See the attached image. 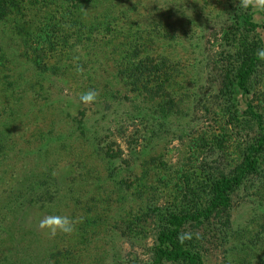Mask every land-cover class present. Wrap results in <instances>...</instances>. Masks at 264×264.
<instances>
[{
	"label": "trees",
	"instance_id": "trees-1",
	"mask_svg": "<svg viewBox=\"0 0 264 264\" xmlns=\"http://www.w3.org/2000/svg\"><path fill=\"white\" fill-rule=\"evenodd\" d=\"M238 5L0 0L1 173L17 158V136L36 129L26 140L29 170L0 196V264H120L109 237L144 241L150 229L144 264H207L206 245L216 243L243 250L237 264H264V225L246 243L230 213L237 194L264 199V61L255 55L264 48V12ZM210 27L217 51L209 55ZM89 90L98 98L82 104ZM194 105L207 128L185 121ZM130 121L142 129L124 140L126 154L119 138ZM167 135L189 139L176 173L153 156L142 161L134 147ZM132 191L148 199L129 207ZM31 210L81 222L50 237L25 224ZM182 233L192 239L181 244Z\"/></svg>",
	"mask_w": 264,
	"mask_h": 264
},
{
	"label": "rangeland",
	"instance_id": "rangeland-1",
	"mask_svg": "<svg viewBox=\"0 0 264 264\" xmlns=\"http://www.w3.org/2000/svg\"><path fill=\"white\" fill-rule=\"evenodd\" d=\"M224 1V0H222ZM215 3V2H214ZM213 9V0H209V10L211 11ZM209 55L212 54L215 51H217L216 46H214L215 40H214V31L212 30V27H210L209 30ZM214 46V47H213ZM210 76H209V90H210ZM257 88V87H256ZM256 88L253 89V91L257 90ZM71 95V92L68 90H65L64 94ZM186 106H188L186 104ZM124 109V108H123ZM185 112L188 113L187 116L184 117L185 121L190 120H198L200 127L207 128L208 125H211V121L208 119V116L203 111L202 107L199 105H194L192 110L185 109ZM120 113H123L121 111ZM198 128V127H197ZM138 129H142V126L140 122L135 121L134 123L132 121L128 122L124 126V130L122 131L125 133L124 138H119L120 143L124 146V150L126 154H129V151H127L126 144L124 140L126 137L131 136L134 134V132ZM34 127H29L30 134H27L23 138L20 136H17L18 140L17 147L15 149V152L11 153L10 157H12L14 154H17V158L15 160L14 157H12V160L14 162H10V164L3 169L4 173H1L0 171V196L3 194L2 190L3 187H7L9 189L10 185L12 186L15 183V178L17 176H20L22 172L29 170V168H26L27 165L30 163L29 157H26L25 151L27 152V148L29 147L26 140L32 135V133H35ZM144 137H146V141L148 140V137L146 136V133L140 132ZM194 134V133H193ZM139 135V134H138ZM183 136V135H182ZM142 138V137H141ZM180 138L179 135H168L166 137H161L159 140H156L152 148L151 146H147L148 148H144L145 142H140L137 145H134V147L137 148V155L138 158L146 159L148 160L151 156L155 157L157 159L156 163L157 166H160L161 163L166 164L168 169H171V172L176 173L177 169L182 167L183 164L186 161V156L188 155L189 151V139L185 136ZM144 145V146H143ZM22 149L21 153L18 154L17 150ZM126 156V155H125ZM126 159V158H125ZM129 159V158H127ZM51 160V159H50ZM67 160V157L65 153L60 154V157L58 159V164L63 166L65 161ZM207 160L209 159V155L207 156ZM144 161V160H142ZM27 163V164H26ZM138 164V162H137ZM136 169H134V175L140 176L142 173V170L140 167L134 165ZM161 173V171L159 172ZM156 173L153 172V176ZM90 185V189L94 188ZM255 191V190H254ZM253 190H249L248 192H244L241 194H237L234 196L233 204L231 208V217H232V227L234 230L238 231L240 234V237L242 241L248 243L250 241H254L257 238H255L254 234L263 232L262 225H264V199L260 198L259 196H256L254 194ZM132 196L129 201H127V205L131 207L133 205L136 206V201L138 203L143 202L145 199H148L147 192L144 193L143 201L140 199H136L138 197H134L133 191L131 192ZM157 196L160 198L159 194L157 193ZM101 198V197H100ZM99 199V198H98ZM165 201H162L161 199L158 201V205H164ZM119 206V205H118ZM135 208V207H134ZM26 222L25 224L29 227L33 228H39V221L44 217V215H41L40 213L36 212L35 210H31L26 214ZM46 216V215H45ZM153 227V226H151ZM151 232L149 236L144 241H132L129 238L121 237V236H114L113 238L109 237L112 242L109 244V251H113L112 248L115 250L113 252H116L118 255V260L120 264H144L146 262H149L152 256L151 249L154 246V229H150ZM41 231V230H40ZM44 233L43 231H41ZM45 234V233H44ZM264 235V233H263ZM207 246V252H206V263L207 264H237L242 261V258L246 257V253H242L243 250L240 248L232 249L227 246L218 245H211ZM110 264L112 261L109 262ZM108 264V262H107ZM112 264H116V262H113Z\"/></svg>",
	"mask_w": 264,
	"mask_h": 264
},
{
	"label": "clouds",
	"instance_id": "clouds-1",
	"mask_svg": "<svg viewBox=\"0 0 264 264\" xmlns=\"http://www.w3.org/2000/svg\"><path fill=\"white\" fill-rule=\"evenodd\" d=\"M239 8L251 11L252 13L264 12V0H239ZM256 58L264 61V48L256 50ZM79 73L83 72L82 68H77ZM98 98V93L95 90H89L80 95V102L85 105L95 103ZM81 221L72 219L68 215L49 214L44 216L39 221V228L46 235L55 237L57 234L71 235L76 231V225ZM192 233H182L179 237L180 243L183 244L186 240H191ZM197 238H199L197 234Z\"/></svg>",
	"mask_w": 264,
	"mask_h": 264
}]
</instances>
